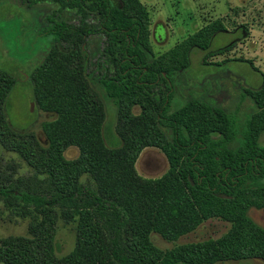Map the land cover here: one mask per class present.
Returning <instances> with one entry per match:
<instances>
[{
	"label": "trees",
	"instance_id": "1",
	"mask_svg": "<svg viewBox=\"0 0 264 264\" xmlns=\"http://www.w3.org/2000/svg\"><path fill=\"white\" fill-rule=\"evenodd\" d=\"M18 1L56 7L44 30L52 47L30 76L35 101L56 118L43 123V138L15 130L6 107L17 79L0 70V145L29 168L21 174L18 162L0 158V200L30 220L28 236L0 238V264L264 262V228L250 217L264 209V85L246 91L256 112L242 133L233 115L201 98L172 110L191 53L207 51L222 23L156 57L141 0ZM105 99L117 109L118 147L106 136ZM70 148L78 158H66ZM150 148L168 161L158 178L137 170ZM210 220L228 232L166 250L154 243L153 235L175 243ZM60 221L76 233L64 256Z\"/></svg>",
	"mask_w": 264,
	"mask_h": 264
},
{
	"label": "rangeland",
	"instance_id": "2",
	"mask_svg": "<svg viewBox=\"0 0 264 264\" xmlns=\"http://www.w3.org/2000/svg\"><path fill=\"white\" fill-rule=\"evenodd\" d=\"M151 13V43L159 57L178 43L195 35L208 25L221 22L223 31L217 33L207 51L195 49L191 65L177 81L172 110L175 111L192 98L204 99L215 108L226 110L234 116L241 133L247 121L256 112L246 91H257L264 85V0H141ZM56 7L39 4L32 7L18 0H0V70L14 74L17 84L9 95L6 113L11 126L20 132H34L43 138L42 125L56 115L44 112L34 97L30 76L53 44V37L44 35L50 26L48 17ZM65 16L68 18V14ZM219 51L224 54L217 55ZM97 90L98 88L95 87ZM107 108L106 136L109 146H120L115 133L117 109L113 101L105 99ZM33 104V107H32ZM111 104V105H110ZM140 113L139 108L134 109ZM264 145V136L261 139ZM66 158L79 157V150L70 148ZM0 158L16 161L21 174L29 168L18 155L0 145ZM154 160L155 169L147 163ZM169 168L166 156L158 149H146L137 163L140 175L158 178ZM250 217L264 228V209H251ZM30 220L10 213L0 200V238L28 236ZM230 225L220 220L204 223L196 232L175 243L153 235L154 243L161 249L218 239L228 232ZM57 254L64 256L76 243L75 226L60 221L57 234ZM218 264H264L261 260L224 262Z\"/></svg>",
	"mask_w": 264,
	"mask_h": 264
},
{
	"label": "flooded vegetation",
	"instance_id": "3",
	"mask_svg": "<svg viewBox=\"0 0 264 264\" xmlns=\"http://www.w3.org/2000/svg\"><path fill=\"white\" fill-rule=\"evenodd\" d=\"M147 166H148L150 169H155L156 166H157V163H155L154 160H150V161L147 163Z\"/></svg>",
	"mask_w": 264,
	"mask_h": 264
},
{
	"label": "water",
	"instance_id": "4",
	"mask_svg": "<svg viewBox=\"0 0 264 264\" xmlns=\"http://www.w3.org/2000/svg\"><path fill=\"white\" fill-rule=\"evenodd\" d=\"M32 107H33V104H32Z\"/></svg>",
	"mask_w": 264,
	"mask_h": 264
}]
</instances>
